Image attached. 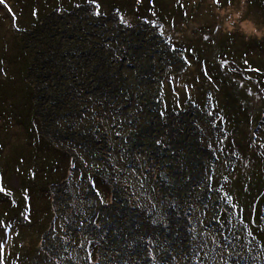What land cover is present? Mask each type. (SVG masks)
Returning a JSON list of instances; mask_svg holds the SVG:
<instances>
[{
    "label": "trees",
    "instance_id": "trees-1",
    "mask_svg": "<svg viewBox=\"0 0 264 264\" xmlns=\"http://www.w3.org/2000/svg\"><path fill=\"white\" fill-rule=\"evenodd\" d=\"M245 1L264 18V0ZM31 3L22 89L0 92V119L30 151L10 160L18 146L0 134V203L3 222L29 228L24 191H38L45 222L33 248H4L2 233L0 264H264V155L239 89L264 96V36L185 41L167 32L160 0ZM4 161L19 190L4 187Z\"/></svg>",
    "mask_w": 264,
    "mask_h": 264
},
{
    "label": "rangeland",
    "instance_id": "rangeland-1",
    "mask_svg": "<svg viewBox=\"0 0 264 264\" xmlns=\"http://www.w3.org/2000/svg\"><path fill=\"white\" fill-rule=\"evenodd\" d=\"M160 7L162 13L170 14L169 21L164 26L169 34L174 35L175 31L179 30L180 35L185 41H196L203 37L204 39L216 38L218 41L224 39L227 33H234L244 43L246 40L261 39L264 36V18L259 12L258 8H254L253 11H248V3L245 0H231L228 4L224 3V0H219L218 5L216 0H160ZM15 2L19 6H16ZM32 0H5L4 4H0V92L8 91L9 93L18 94L22 89L19 75L24 65V61H17L16 56L19 54L17 50V42L19 41L20 34H24L19 30L25 27V25L31 20ZM187 7H185V6ZM41 7V4H38ZM108 7V3H105ZM178 7H184L187 9L186 18H183L181 11ZM37 10V9H35ZM211 27V28H210ZM176 28V29H172ZM210 28V30H208ZM19 30V31H18ZM213 30V31H212ZM240 42L234 40V49H237ZM210 58L211 55L209 56ZM253 59L255 56L250 55ZM258 60V59H257ZM199 74L198 69L190 68L183 76L187 82H190L192 78H196ZM184 81V80H183ZM239 89L241 90V96L245 106H252L253 111L250 121V138L255 148H253V154L257 159L264 155V127L260 129L258 127L261 119L264 124V96H262L260 89L253 85L251 82L243 80L240 82ZM191 92L187 91V95ZM185 95V96H187ZM19 96L12 97L5 101L4 108H8L12 103H18ZM250 101V102H249ZM2 110V101H0V111ZM5 119H0V134L3 137H9L11 143H15L18 146L17 151L11 152L9 159L13 157H19L25 159L28 155L27 151H30V147L24 137L21 136L20 129L14 124L8 127L4 126ZM261 125V123H260ZM262 127V125H261ZM9 132H7V131ZM22 146L23 150L19 151V147ZM8 152V150H7ZM15 152H18L15 154ZM28 164H32L29 160ZM236 170H243L240 165L235 166ZM2 170L4 171L2 182L4 187H8V190L16 191L21 187L24 179L18 176V169L15 164L10 161H4L2 163ZM30 194L25 207L24 212L26 214V208L28 207V213L32 225L27 228L24 225L17 223L18 216H12L9 218L7 225L4 218L9 214L10 207L3 203H0V238L3 233L7 240L4 241V248L10 245H26L27 248H33L37 242L38 225L43 220L46 199L43 194L38 191H24V194ZM20 195L18 193H14ZM23 195V193H22ZM22 214H19V218ZM8 232V233H7Z\"/></svg>",
    "mask_w": 264,
    "mask_h": 264
},
{
    "label": "snow or ice",
    "instance_id": "snow-or-ice-1",
    "mask_svg": "<svg viewBox=\"0 0 264 264\" xmlns=\"http://www.w3.org/2000/svg\"><path fill=\"white\" fill-rule=\"evenodd\" d=\"M5 0H0V4H4ZM217 3H219V0H217ZM0 191H4V189L2 187H0Z\"/></svg>",
    "mask_w": 264,
    "mask_h": 264
}]
</instances>
